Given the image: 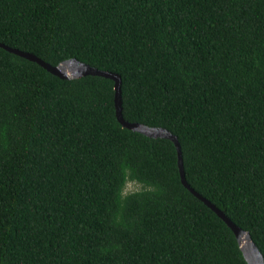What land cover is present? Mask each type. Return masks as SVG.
<instances>
[{"label":"trees","instance_id":"obj_1","mask_svg":"<svg viewBox=\"0 0 264 264\" xmlns=\"http://www.w3.org/2000/svg\"><path fill=\"white\" fill-rule=\"evenodd\" d=\"M0 44L120 75L124 119L174 134L264 257V0H0ZM0 264L248 263L175 144L118 121L114 81L0 47Z\"/></svg>","mask_w":264,"mask_h":264},{"label":"water","instance_id":"obj_2","mask_svg":"<svg viewBox=\"0 0 264 264\" xmlns=\"http://www.w3.org/2000/svg\"><path fill=\"white\" fill-rule=\"evenodd\" d=\"M1 48L18 55L24 59L31 62L37 63L44 69H46L52 75L59 77L61 79H77L86 76H98L111 79L115 83V108L116 116L118 121L123 127L133 130L135 132L141 133L150 138H162L171 140L177 149L178 153V167L180 171V177L184 187L189 190L195 197L205 203L214 213H216L233 231L235 234L239 247L245 257L248 264H264V257L259 250L256 243L253 241L252 236L248 231L243 230L241 227L237 226L222 210H220L211 201L204 198L200 193H198L191 185L188 183L186 178V172L184 168V159L182 155V148L178 138L172 134L169 130L162 127H150L139 123H130L124 119L123 116V106H122V79L120 75L112 72L102 71L96 69L88 64H84L76 59L65 61L58 66H52L46 63L42 59L38 58L36 55L20 51L18 49L10 48L6 45L0 44Z\"/></svg>","mask_w":264,"mask_h":264},{"label":"rangeland","instance_id":"obj_3","mask_svg":"<svg viewBox=\"0 0 264 264\" xmlns=\"http://www.w3.org/2000/svg\"><path fill=\"white\" fill-rule=\"evenodd\" d=\"M141 187L137 184L129 183L126 187L127 192L135 191L137 189H140Z\"/></svg>","mask_w":264,"mask_h":264},{"label":"clouds","instance_id":"obj_4","mask_svg":"<svg viewBox=\"0 0 264 264\" xmlns=\"http://www.w3.org/2000/svg\"><path fill=\"white\" fill-rule=\"evenodd\" d=\"M129 183L136 184L135 182H129ZM129 183H128V184H129ZM125 191L127 192V190H125ZM126 192H125V193H126Z\"/></svg>","mask_w":264,"mask_h":264}]
</instances>
